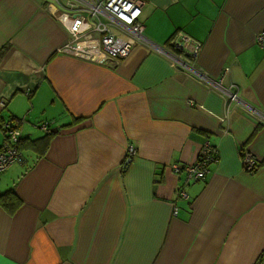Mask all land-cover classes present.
<instances>
[{
	"label": "crops",
	"instance_id": "1",
	"mask_svg": "<svg viewBox=\"0 0 264 264\" xmlns=\"http://www.w3.org/2000/svg\"><path fill=\"white\" fill-rule=\"evenodd\" d=\"M141 1L145 39L166 50L180 33L199 42L195 67L235 85L243 106L147 44L113 65L58 54L69 36L47 10L53 0H0V147L3 123L20 120L24 139V163L0 173V195L15 196L0 202V264H259L264 255V0ZM206 141L218 160L185 187L182 168ZM244 151L258 160L252 174Z\"/></svg>",
	"mask_w": 264,
	"mask_h": 264
},
{
	"label": "built area",
	"instance_id": "2",
	"mask_svg": "<svg viewBox=\"0 0 264 264\" xmlns=\"http://www.w3.org/2000/svg\"><path fill=\"white\" fill-rule=\"evenodd\" d=\"M47 5V10L59 24L65 28L69 40L57 50L58 54L70 56L100 65H113L128 57L136 44H147L159 53L164 54L172 67L190 75L204 86L217 88L228 104L243 106V101L235 87L222 86L210 80L196 67L194 59L199 54L201 44L187 38L184 34H177L170 50L161 49L150 44L144 37V25L141 21V0H66L65 7L60 8L59 0ZM256 42L264 44V32L256 35ZM260 120H264L261 116ZM42 130L48 131L49 123L41 125ZM5 140L0 147V173L13 165L24 163L23 155L18 143L21 139L19 129L12 124L4 123ZM200 152L193 164L182 168L183 186L204 181L209 172V166L216 163L217 150L206 141L200 146ZM129 159L135 156L133 147L127 148ZM247 151L241 152L242 169L248 174L254 173L258 167V160ZM176 172L181 171L177 165L172 166ZM180 198L187 196L183 189L178 191ZM176 212V209H175ZM264 253V252H262ZM259 264H264L262 255Z\"/></svg>",
	"mask_w": 264,
	"mask_h": 264
},
{
	"label": "trees",
	"instance_id": "3",
	"mask_svg": "<svg viewBox=\"0 0 264 264\" xmlns=\"http://www.w3.org/2000/svg\"><path fill=\"white\" fill-rule=\"evenodd\" d=\"M4 51V50H3ZM1 54H3V53H1ZM17 123H11L10 122V124H12V127L14 128V129H19V126H20V124H21V121L20 120H15ZM4 124V123H3ZM3 124L1 125V128H2V130H3ZM3 132H4V130H3ZM48 137V135L45 137V138H47ZM23 138L21 137V139L19 140V143H18V146H19V149L21 150V148H22V142H23ZM6 196H11V198H15V196L13 195V192L12 191H7V192H5V193H3L2 195H0V202L2 201V199H4Z\"/></svg>",
	"mask_w": 264,
	"mask_h": 264
}]
</instances>
